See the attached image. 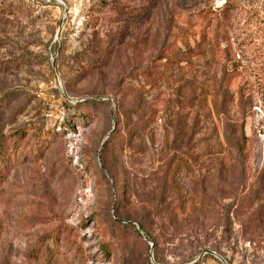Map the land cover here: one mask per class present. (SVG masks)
I'll return each mask as SVG.
<instances>
[{
	"label": "rangeland",
	"instance_id": "obj_1",
	"mask_svg": "<svg viewBox=\"0 0 264 264\" xmlns=\"http://www.w3.org/2000/svg\"><path fill=\"white\" fill-rule=\"evenodd\" d=\"M192 262L264 264V0H0V264Z\"/></svg>",
	"mask_w": 264,
	"mask_h": 264
},
{
	"label": "trees",
	"instance_id": "obj_2",
	"mask_svg": "<svg viewBox=\"0 0 264 264\" xmlns=\"http://www.w3.org/2000/svg\"><path fill=\"white\" fill-rule=\"evenodd\" d=\"M142 229L141 230H143L144 231V233L146 234V232H145V230H144V225L142 224V227H141ZM147 235V234H146ZM148 236V235H147Z\"/></svg>",
	"mask_w": 264,
	"mask_h": 264
},
{
	"label": "water",
	"instance_id": "obj_3",
	"mask_svg": "<svg viewBox=\"0 0 264 264\" xmlns=\"http://www.w3.org/2000/svg\"><path fill=\"white\" fill-rule=\"evenodd\" d=\"M194 262L190 263V264H193Z\"/></svg>",
	"mask_w": 264,
	"mask_h": 264
},
{
	"label": "built area",
	"instance_id": "obj_4",
	"mask_svg": "<svg viewBox=\"0 0 264 264\" xmlns=\"http://www.w3.org/2000/svg\"><path fill=\"white\" fill-rule=\"evenodd\" d=\"M159 121H161V119H159Z\"/></svg>",
	"mask_w": 264,
	"mask_h": 264
}]
</instances>
